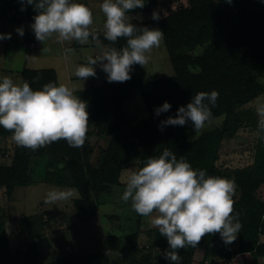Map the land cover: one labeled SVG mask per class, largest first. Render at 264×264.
<instances>
[{
    "label": "trees",
    "instance_id": "1",
    "mask_svg": "<svg viewBox=\"0 0 264 264\" xmlns=\"http://www.w3.org/2000/svg\"><path fill=\"white\" fill-rule=\"evenodd\" d=\"M36 2L38 0H34V4ZM76 2L90 9L85 0ZM144 3L143 8L129 14L147 13L150 18L132 24L138 28H158L164 33L163 44L174 75L146 81L136 75L132 66L131 79L126 82L107 83L106 79L100 86H89L77 92L75 95L87 102L88 128L109 136L98 167H90L87 160L90 149L86 139L91 131L79 148L69 146L63 139L37 150L18 146L14 141L9 165H0V187L10 196L15 187L34 184L33 168L39 158L45 168H53L57 174H68L73 188L79 192V198L73 201L75 210L82 221H88L97 210L100 195L120 185L122 171L131 166L136 157L142 168L147 157H158L168 149L177 159L183 156L193 169L205 170L211 176L234 178L237 195L233 197V215L242 225L234 250L220 246L219 233L206 234L196 247L186 246L179 250L180 264H193L196 250L202 251L197 264H264V260L260 262L264 259V198L257 195L264 188V133L259 132L258 121L253 115L240 113L264 94V0H231V3L226 0H144ZM21 8L19 0H0V20L22 25L34 22L37 12L33 6L24 4L23 11ZM153 13L159 18L154 20ZM91 32L104 49L115 47L119 50L126 46V38H118L113 44L105 39V32ZM25 37L30 42L27 34ZM89 41L92 46L102 48L92 36ZM71 46L78 48L80 43L72 40ZM20 77L21 83H29L33 90H41L48 83L58 85L52 69L24 68ZM135 89L149 114L137 123H133L123 109L124 98ZM213 90L219 97L215 106L209 107L212 119L223 117L220 126L201 133L194 140L187 137L194 129L191 122L160 129L161 121L169 116L175 118L178 108L190 103L198 92ZM164 102L171 108L157 116L154 110ZM243 121H248L257 132L252 165L222 172L216 167L221 144ZM12 135L0 127V137L12 138ZM59 164L63 166L59 168ZM24 221L28 245L22 251L11 250L5 226L0 222V264H19L20 260L22 264H41L35 239L43 235L45 225L40 216H28ZM139 227L138 218L134 229L124 236L126 244L121 252L128 256L127 264H171L163 255L169 248L167 240L157 227L146 233L151 241L148 247L160 249L155 262L149 250L137 246ZM100 261L96 255H60L45 264H98Z\"/></svg>",
    "mask_w": 264,
    "mask_h": 264
},
{
    "label": "clouds",
    "instance_id": "2",
    "mask_svg": "<svg viewBox=\"0 0 264 264\" xmlns=\"http://www.w3.org/2000/svg\"><path fill=\"white\" fill-rule=\"evenodd\" d=\"M31 5L37 12L31 25L37 41L43 43L56 33L60 41L76 40L87 44L92 36V11L84 4L72 0H19ZM231 3V0H226ZM144 0H103L100 9L105 16V39L115 43L126 38V46L103 51L100 59L90 58L87 65H78L75 75L81 80L96 77L95 65L101 61V70L107 82H126L131 79L133 65L147 64L153 48H159L164 33L158 28H138L130 22L129 12L143 8ZM152 18L158 19L153 13ZM23 36L22 29H16ZM10 34L0 35V40L10 39ZM103 48V45H100ZM219 93L215 90L198 92L190 103L179 107L175 118L161 121L166 126H184L191 122L195 131L202 130L212 119L211 106H215ZM208 103H205V101ZM171 105L164 102L155 114L168 112ZM87 102L82 101L66 84L48 83L41 90H33L29 83H14L10 77L0 80V127L12 132L18 146L37 150L61 139L74 148L82 147L88 132ZM258 130L264 133V104L257 107ZM194 138V137H193ZM192 138V139H193ZM126 189L122 199H131V207L142 217L158 215L152 224L168 243L163 255L171 264H180V249L196 247L206 234L219 233L226 244L235 241L242 228L234 212L236 183L234 178L211 176L205 170L193 169L183 156L165 149L158 157H147L140 169H126ZM79 192L75 188L52 189L45 203L67 201Z\"/></svg>",
    "mask_w": 264,
    "mask_h": 264
},
{
    "label": "rangeland",
    "instance_id": "3",
    "mask_svg": "<svg viewBox=\"0 0 264 264\" xmlns=\"http://www.w3.org/2000/svg\"><path fill=\"white\" fill-rule=\"evenodd\" d=\"M77 0H72L76 2ZM89 3L93 14L94 23L90 30L94 33L105 32V16L100 9L103 0H85ZM130 22H142L150 18L147 13L129 14ZM30 24H4L0 20V35L10 34V39L0 40V80L3 77H10L14 83L20 84L19 72L24 68L29 69H53L56 72L58 81L62 83L63 61H68L70 75H74L78 65H87L90 58L94 59V53L103 56V49L97 48L93 51L88 46L72 48L68 41L57 39L56 33L43 43L37 42L33 50L27 48L26 37L18 35L16 29L23 32H31ZM2 26L5 29H2ZM33 32V31H32ZM34 33V32H33ZM89 43V42H88ZM67 46L66 51L62 49ZM64 53V54H63ZM66 53V54H65ZM151 59L143 67L133 65L136 75L142 80L153 81L161 78H168L174 75L166 49L162 42L159 48H153L150 53ZM97 59V57H96ZM77 61H80L78 64ZM76 62V64H74ZM101 62L95 65L96 77L81 80L80 88L90 86L93 80L94 86H100ZM264 104V94L246 105L240 113H249L256 121L260 119L257 107ZM124 111L132 118L133 123L148 118L149 114L145 107L143 98L138 89L131 92L123 100ZM223 117L212 119L206 122L202 130H190L188 139L194 140L201 133L221 125ZM234 122H231L233 126ZM91 135L87 137L86 143L90 149L88 157L89 166L98 167L102 151L107 147L109 136L97 133L94 128H88ZM194 137V138H193ZM193 138V139H192ZM257 143V132L247 121L236 126L235 132L230 138L223 140L218 152L216 167L222 172H232L252 165L255 146ZM14 140L12 138L0 137V165H9L13 153ZM264 147V142L262 143ZM139 155V154H138ZM137 155V156H138ZM40 163V164H39ZM63 166V165H62ZM139 158L136 157L131 166L126 169H140ZM35 183L26 187H15L12 194L7 196L5 189L0 187V222L5 226L8 243L12 251L27 249L28 240L24 219L28 216H40L44 223L42 234L35 239V247L39 254V262L45 264L51 259L60 255L80 256L96 255L101 261L98 264H127L128 256H125L121 249L124 248L126 240L124 236L134 229L139 218V237L137 246L149 250L152 261L155 262L160 249L150 248L151 241L146 233L154 227L152 220L158 215L153 213L142 217L131 207V199L125 202L122 199L126 189L127 173L123 170L120 175V185L112 187L108 193H102L98 200V207L88 221H82L78 216L73 201L79 198L75 196L67 201H57L55 204L45 203L47 193L52 189L64 190L73 188L68 174H57L55 169L45 168L43 161L38 158L34 165ZM235 195H237L235 193ZM234 195V196H235ZM264 198V188L257 193ZM220 246L230 251L235 249V241L226 244L221 238ZM202 257V251L196 250L193 256V264H197ZM261 259L260 262H263ZM20 260L19 264H22ZM249 264V263H248Z\"/></svg>",
    "mask_w": 264,
    "mask_h": 264
},
{
    "label": "crops",
    "instance_id": "4",
    "mask_svg": "<svg viewBox=\"0 0 264 264\" xmlns=\"http://www.w3.org/2000/svg\"><path fill=\"white\" fill-rule=\"evenodd\" d=\"M89 4V3H88ZM4 23V22H3ZM4 24H6V23H4ZM28 24H30V23H28ZM2 29L4 30L5 29V27L4 26H2ZM24 33V37H25V35L27 34V36H29L30 38V41L32 40V41H36V43L38 42L37 40H36V38H35V35H34V33L31 31V32H26V31H24L23 32ZM29 43V42H28ZM70 45H72V41L69 43ZM85 47L86 46H88V47H90V49L91 50H93V51H97L98 49V47H95V46H92L91 45V43H90V41H89V43H87V44H83ZM81 43H80V46L78 47V49H80L82 46H83ZM28 46V45H27ZM72 47V46H71ZM28 48V47H27ZM66 48H68L67 46H65L62 50L63 51H66ZM73 48V47H72ZM101 49H103V50H105L104 48H101ZM64 54V53H63ZM66 54V53H65ZM96 57H97V59H100V56H99V54L97 55V54H95L94 53V59H96ZM66 60L67 61H63V66H64V68H63V72H61V74L63 75V81H62V83L63 84H66L70 89H73L74 90V94H76L77 92H79V91H82V90H85V89H87V88H85V89H82V88H80V85H79V83L81 82V79L80 78H78L75 74L74 75H70V69H71V67H69V65H71V66H73L69 61H68V59L66 58ZM80 61H77V63L78 64H80L79 63ZM102 63H107V61H101V64ZM74 64H76V62L74 63ZM53 70V69H52ZM55 71V70H54ZM19 74H20V72H19ZM55 74H56V72H55ZM102 75H101V82H102V84L106 81V79H107V74L105 73V72H102L101 73ZM56 78H57V75H56ZM91 79H95V78H93V77H90ZM93 80H92V84L90 85V86H94V84H93ZM107 82V81H106ZM57 83H58V85L59 84H61L59 81H58V78H57ZM107 83H109V82H107ZM101 84V85H102Z\"/></svg>",
    "mask_w": 264,
    "mask_h": 264
},
{
    "label": "built area",
    "instance_id": "5",
    "mask_svg": "<svg viewBox=\"0 0 264 264\" xmlns=\"http://www.w3.org/2000/svg\"><path fill=\"white\" fill-rule=\"evenodd\" d=\"M28 49L29 50H33V49H35L36 47H37V43H36V41H30L29 43H28Z\"/></svg>",
    "mask_w": 264,
    "mask_h": 264
},
{
    "label": "water",
    "instance_id": "6",
    "mask_svg": "<svg viewBox=\"0 0 264 264\" xmlns=\"http://www.w3.org/2000/svg\"><path fill=\"white\" fill-rule=\"evenodd\" d=\"M62 167V164H59V168H61Z\"/></svg>",
    "mask_w": 264,
    "mask_h": 264
}]
</instances>
